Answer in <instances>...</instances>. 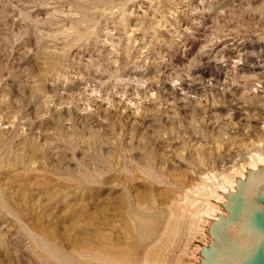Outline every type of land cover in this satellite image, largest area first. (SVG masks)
<instances>
[{"label":"rangeland","instance_id":"1","mask_svg":"<svg viewBox=\"0 0 264 264\" xmlns=\"http://www.w3.org/2000/svg\"><path fill=\"white\" fill-rule=\"evenodd\" d=\"M254 156L264 0H0V264H203Z\"/></svg>","mask_w":264,"mask_h":264},{"label":"water","instance_id":"2","mask_svg":"<svg viewBox=\"0 0 264 264\" xmlns=\"http://www.w3.org/2000/svg\"><path fill=\"white\" fill-rule=\"evenodd\" d=\"M251 178L221 204L227 215L214 222L203 264H264V169Z\"/></svg>","mask_w":264,"mask_h":264},{"label":"bare ground","instance_id":"3","mask_svg":"<svg viewBox=\"0 0 264 264\" xmlns=\"http://www.w3.org/2000/svg\"><path fill=\"white\" fill-rule=\"evenodd\" d=\"M255 158H250L249 159V161H247V162H249L248 163V168L249 169H251V170H257V167L258 166H261V164H264V162H263V157L261 156H254ZM238 174V173H237ZM238 176H239V178H240V180H243L244 178H243V174L242 173H239L238 174ZM222 181H224L225 182V179L224 180H222ZM223 182V183H224ZM225 183H227V185H228V187H229V193L231 192V193H233V192H235V184H236V181H234V183H233V181L232 180H229V181H226ZM223 191H225V190H223ZM105 258V257H104ZM106 260H107V258H106ZM105 260V261H106ZM121 263V262H120Z\"/></svg>","mask_w":264,"mask_h":264}]
</instances>
